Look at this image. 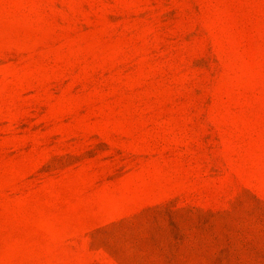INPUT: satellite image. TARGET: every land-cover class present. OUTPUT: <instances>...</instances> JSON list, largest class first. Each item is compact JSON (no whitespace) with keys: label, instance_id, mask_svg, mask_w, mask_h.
<instances>
[{"label":"rangeland","instance_id":"rangeland-1","mask_svg":"<svg viewBox=\"0 0 264 264\" xmlns=\"http://www.w3.org/2000/svg\"><path fill=\"white\" fill-rule=\"evenodd\" d=\"M0 264H264V0H0Z\"/></svg>","mask_w":264,"mask_h":264}]
</instances>
